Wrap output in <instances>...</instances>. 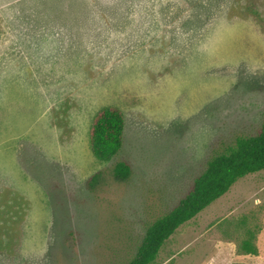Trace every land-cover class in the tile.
<instances>
[{
  "label": "rangeland",
  "instance_id": "rangeland-1",
  "mask_svg": "<svg viewBox=\"0 0 264 264\" xmlns=\"http://www.w3.org/2000/svg\"><path fill=\"white\" fill-rule=\"evenodd\" d=\"M106 106L126 125L100 163L89 130ZM263 121L264 0H0V264H126L145 225ZM156 264H264V171Z\"/></svg>",
  "mask_w": 264,
  "mask_h": 264
},
{
  "label": "trees",
  "instance_id": "trees-1",
  "mask_svg": "<svg viewBox=\"0 0 264 264\" xmlns=\"http://www.w3.org/2000/svg\"><path fill=\"white\" fill-rule=\"evenodd\" d=\"M125 125L123 112L115 106L97 112L89 130V148L98 162L109 163L118 156L124 143ZM261 171H264V121L254 134L236 138L213 155L175 204L145 225L135 255L126 264H156L167 241L183 225L227 194L239 180ZM132 174L127 161L115 163L111 171L116 182H126ZM106 182L105 173L98 172L90 178L88 186L96 192ZM249 235L255 239V235ZM242 249L253 255L258 253L250 239L243 242Z\"/></svg>",
  "mask_w": 264,
  "mask_h": 264
}]
</instances>
